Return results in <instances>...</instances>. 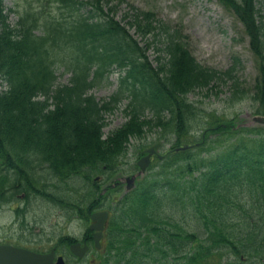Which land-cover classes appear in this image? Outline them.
<instances>
[{"label":"trees","instance_id":"obj_1","mask_svg":"<svg viewBox=\"0 0 264 264\" xmlns=\"http://www.w3.org/2000/svg\"><path fill=\"white\" fill-rule=\"evenodd\" d=\"M218 1L248 38L258 74L254 114L264 116L258 0ZM51 4L45 8L39 0L38 9L26 8L11 25L0 0V82L6 85L0 93V164L8 176H0V203L21 194L27 201L39 197L60 208L67 221L84 222L105 205L110 220L97 264H264V126L237 127L236 116L202 114L188 99L229 81L233 100L244 99L234 67L219 72L201 65L180 28L172 30L127 0ZM155 42L160 46L153 65L146 52ZM61 66L69 71L62 85L56 72ZM114 69L122 72L117 90L96 100L89 91ZM123 99L127 121L103 138L106 114ZM146 132L155 137L143 145ZM132 140L141 144H133L136 158L159 141L171 147L112 202L119 185L98 192L123 171ZM184 145L191 147L175 152ZM38 170L46 172L42 181L55 183L35 186ZM77 177L81 185L65 186ZM233 208L240 211L236 219L229 216ZM239 224L241 234L235 235L232 227ZM73 240L58 239L57 250L67 255L64 248Z\"/></svg>","mask_w":264,"mask_h":264},{"label":"rangeland","instance_id":"obj_2","mask_svg":"<svg viewBox=\"0 0 264 264\" xmlns=\"http://www.w3.org/2000/svg\"><path fill=\"white\" fill-rule=\"evenodd\" d=\"M40 1L41 4H48V7L53 2V0ZM127 1L137 9L152 11L160 21L169 25L172 30L173 28H180L185 42L188 44L190 53L201 65L219 72L234 67L232 73L233 80L237 81V87L242 91L241 95L245 93L244 99L233 100L232 96L236 92V89L231 83L232 81L226 84L221 82L219 85L210 84L209 88L201 89L188 95V99L196 103L197 108L202 111V114L205 112L208 114L212 113L225 119H231L236 116L237 127L249 128L256 126L257 119H254L256 103L253 102L251 97L255 79L258 76L255 56L250 52L249 41L242 24L238 22L230 8H226L218 0ZM3 4L9 17L8 22L14 25L20 17H23L26 8L38 9L39 0H3ZM256 6L264 23V0H258ZM124 10H126V6L122 5L118 14L119 18L124 13ZM81 12H85V9H82ZM157 46L160 45L156 42L151 44V47L146 52L149 61L153 65L156 64V57L159 55L155 48ZM56 72L58 77L57 83L61 85L66 84L69 79V71L61 66L57 68ZM121 73L120 69L112 70L107 79L100 80L89 93L98 101L108 100L118 88V78ZM4 88L5 85L0 83V93L4 91ZM127 104V101L123 99L119 102L116 109L106 114L105 125L102 130L103 138L117 128H120V125L127 121L126 114L123 112ZM191 134L194 138H200V134L196 133L194 135L193 132ZM145 136L146 138L141 141L143 145L151 142L155 137L152 132H146ZM158 143L160 144L158 150V154L160 155L165 154L171 147L169 143L165 144L162 141ZM133 144L141 145L140 141L132 140V146H130L127 154L122 157V164H120L121 166L124 165V172L122 171L112 177V181L119 183L121 190V193L115 197L116 200L113 199L114 195L112 196V202L118 201L122 193L126 191L125 189L128 186L127 179L137 172V170H131V167L134 164L137 166V163L144 156L136 158L137 155ZM152 158L150 165L155 164L158 160L155 157ZM12 172L13 169H10L8 173ZM38 172L39 174H34L35 186L44 188V186H41L43 185L41 183H46L47 188H49L52 182L55 183L56 180H52V182L48 180L42 181L44 177L40 178L39 176L46 175V172H42L41 170H38ZM0 176H6L5 179L8 180V176L3 171L2 166H0ZM78 185H81V181L77 177L68 179L65 186L78 187ZM109 185L110 183H102L98 194ZM64 189L65 187L60 185L61 194H63ZM103 209L106 210L105 205ZM17 210L21 212L18 213ZM228 212L229 216L233 219H236L240 213L239 209L236 208ZM190 225L192 224L190 223ZM86 227L85 222L75 218L67 221L60 208L53 206L45 200H41L39 197H33L28 201H23L18 197V201L10 205H0V243H17L24 246L26 242L23 241L26 238L31 239L33 237L34 240L41 242L42 249L47 250V247L54 243L53 240L57 239V237L60 239L63 236H72L80 239L81 235L87 230ZM232 231L235 235L237 233L240 235L241 224L238 226L234 225ZM29 233H31L32 237ZM49 240L51 241L49 242ZM72 262L73 260H70L69 264H72ZM76 264H97L96 254L93 253L91 255L90 253L81 263Z\"/></svg>","mask_w":264,"mask_h":264},{"label":"water","instance_id":"obj_3","mask_svg":"<svg viewBox=\"0 0 264 264\" xmlns=\"http://www.w3.org/2000/svg\"><path fill=\"white\" fill-rule=\"evenodd\" d=\"M157 146V145H155ZM188 146L180 147L178 150H186ZM155 153L154 148H150L147 151V155L144 156L139 162L138 166L141 170L140 173L145 172V168L149 165L150 156ZM160 157V156H159ZM133 179L131 178L129 181L128 188L133 186ZM108 213L106 211L95 212L90 215L91 220L93 221V225L89 227L90 230L96 231L93 235V240L95 242V246H99L100 238L102 236V232L104 230V224L107 221ZM87 246H80V244H72L70 246V251L77 257L81 258L87 251ZM54 258L53 251H50L47 254H39L29 251L27 249H21L14 246L1 245L0 246V264H52ZM55 264H64L62 257H58Z\"/></svg>","mask_w":264,"mask_h":264},{"label":"flooded vegetation","instance_id":"obj_4","mask_svg":"<svg viewBox=\"0 0 264 264\" xmlns=\"http://www.w3.org/2000/svg\"><path fill=\"white\" fill-rule=\"evenodd\" d=\"M23 195V194H22ZM24 196V195H23ZM84 236V235H83ZM83 238V242H81L82 244L83 243H86L87 245H88V247H89V245L91 246V243L93 242V240H92V233L90 234V235H85V237H82ZM12 244V243H11Z\"/></svg>","mask_w":264,"mask_h":264}]
</instances>
